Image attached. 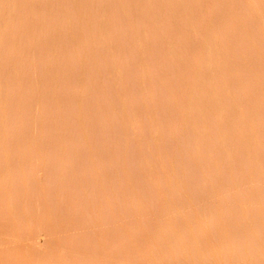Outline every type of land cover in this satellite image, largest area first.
I'll use <instances>...</instances> for the list:
<instances>
[{
	"label": "rangeland",
	"instance_id": "rangeland-1",
	"mask_svg": "<svg viewBox=\"0 0 264 264\" xmlns=\"http://www.w3.org/2000/svg\"><path fill=\"white\" fill-rule=\"evenodd\" d=\"M4 1L0 264H264V0Z\"/></svg>",
	"mask_w": 264,
	"mask_h": 264
},
{
	"label": "bare ground",
	"instance_id": "bare-ground-1",
	"mask_svg": "<svg viewBox=\"0 0 264 264\" xmlns=\"http://www.w3.org/2000/svg\"><path fill=\"white\" fill-rule=\"evenodd\" d=\"M5 1L7 2V0H5ZM5 1H4V3H5ZM14 1H16V0H14ZM252 1H253V0H251V2H252ZM254 1H255V0H254ZM254 1H253V2H254ZM17 2L19 3V1H17ZM17 2H16V3H17ZM255 2H256V1H255ZM8 4H9V3H8ZM10 4H11V3H10ZM182 4H184V3H182ZM203 4H204V3H203ZM247 4H248V3H247ZM247 4H246V5H247ZM6 5H7V4H6ZM17 5H18V4H17ZM253 5H254V4H253ZM253 5H252V6H253ZM255 5H257V4H255ZM255 5H254V6H255ZM259 5H260V4H259ZM181 6H182V5H181ZM184 6H186V5H184ZM31 7H32V6H31ZM257 7H258V6H257ZM2 8H3V7H1V9H2ZM230 8H231V7H230ZM248 8H249V7H248ZM254 8H255V7H254ZM258 8H260V7H258ZM10 9H11V8H10ZM14 9H16V8H14ZM20 9H21V7H20ZM20 9H19V10H20ZM202 9H203V7H202ZM231 9H232V8H231ZM203 10H204V9H203ZM251 10L253 11V8H252ZM11 11H12V10H11ZM187 11H188V10H187ZM249 11H250V10H249ZM249 11H248V12H249ZM1 12H2V11H1ZM15 12H16V11H15ZM101 12H102V11H101ZM12 13H13V12H12ZM17 13H18V12H17ZM184 13H185V12H184ZM228 13H230V11H228ZM232 13H234V12H232ZM14 14H15V13H14ZM234 14H235V13H234ZM253 14H254V13H253ZM256 14H257V12H256ZM2 15H3V14H2ZM11 15L13 16V14H11ZM20 15H21V14H20ZM227 15H228V14H227ZM250 15H251V14H250ZM6 16H7V15H6ZM25 16H26V15H25ZM201 16H202V15H201ZM236 16H237V15H236ZM4 17H5V16H4ZM7 17H8V16H7ZM14 17H15V16H14ZM102 17H103V16H102ZM204 17H205V15H204ZM252 17H253V16H252ZM16 18H17V17H16ZM16 18H14V19L16 20ZM18 18H19V17H18ZM24 18H25V17H24ZM26 18H27V17H26ZM29 18H30V17H29ZM238 18H239V17H238ZM8 19H10V18H8ZM8 19H7V20H8ZM101 19H103V18H101ZM199 19H200V18H199ZM235 19H236V18H235ZM235 19H234V21H235ZM252 19H253V18H252ZM255 19H256V18H255ZM4 20L7 22L6 19H4ZM34 20L36 21L35 18H34ZM208 20H209V19H208ZM253 20H254V19H253ZM23 21H24V20H23ZM25 21H26V20H25ZM28 21H29V20H28ZM37 21H38V20H37ZM199 21H200V20H199ZM209 21H210V20H209ZM209 21H208V22H209ZM261 21H262V20H261ZM2 22H4V21L2 20ZM6 22H5V23H6ZM8 22H9V21H8ZM18 22H19V21H18ZM21 22H22V21H21ZM31 22H32V20H31ZM33 22H34V21H33ZM103 22H105V21H103ZM208 22H207V23H208ZM191 23H193V22H191ZM263 23H264V22H263ZM7 24H8V23H7ZM13 24H14V23H13ZM16 24H17V22H16ZM20 24H21V23H20ZM25 24H26V23H25ZM27 24H29V23L27 22ZM38 24H39V23H38ZM199 24H200V23H199ZM208 24H210V23H208ZM259 24L261 25V23H259ZM0 25H1V24H0ZM17 25H18V24H17ZM33 25H34V24H33ZM39 25H40V24H39ZM100 25H101V24H100ZM192 25H193V24H191V26H192ZM195 25H196V24H195ZM200 25H201V24H200ZM235 25H237V24H235ZM239 25H240V24H239ZM241 25H242V24H241ZM9 26H10V24H9ZM12 26H13V25H12ZM189 26H190V25H189ZM202 26H203V25H202ZM202 26H201V27L199 26L200 29L202 28ZM232 26H233V25H232ZM262 26H263V25H262ZM262 26H261V27H262ZM2 27H3V26H2ZM6 27H7V26H6ZM27 27H28V25H27ZM102 27H103V26H102ZM193 27H194V26H193ZM193 27H192V28H193ZM197 27H198V25H197ZM199 27H198V29H199ZM10 28H12V27H10ZM13 28H14V27H13ZM37 28H38V27H37ZM195 28H196V27H195ZM223 28H224V27H223ZM0 29H1V28H0ZM26 29H27V28H26ZM26 29H25V30H26ZM30 29H31V28H30ZM30 29H29V30H30ZM102 29H104V28H102ZM213 29H214V28H213ZM6 30H7V29H6ZM9 30H10V29H9ZM15 30H16V29H15ZM104 30H105V29H104ZM194 30H195V29H194ZM16 31H17V30H16ZM99 31H100V30H99ZM101 31H102V30H101ZM195 31H197V30H195ZM28 32L30 33V31H28ZM198 32H200V31H198ZM210 32H211V30H210ZM215 32H216V31H215ZM0 33H1V32H0ZM2 33H3V31H2ZM25 33H26V32H25ZM194 33H195V32H194ZM194 33H192V34H194ZM201 33H202V32H201ZM211 33H213V32H211ZM211 33H210V34H211ZM216 33H217V32H216ZM27 34H28V33H27ZM100 34H101V33H100ZM102 34H103V33H102ZM195 34H196V33H195ZM3 35H4V33H3ZM16 35H17V34H16ZM104 35H106V34H104ZM4 36H5V35H4ZM138 36H139V35H138ZM140 36H141V35H140ZM140 36H139V37H140ZM197 36H198V35H197ZM199 36H200V34H199ZM12 37H13V36H12ZM141 37H142V36H141ZM141 37H140V39H141ZM6 38H7V37H6ZM8 38H9V36H8ZM8 38H7V39L4 38V39H5V40H8ZM10 38H11V37H10ZM193 38H194V36H193ZM198 38H199V37H198ZM200 38H201V37H200ZM205 38H206V37H205ZM2 39H3V37H2ZM13 39H14V38H13ZM167 39L170 41L169 38H167ZM216 39H217V37H216ZM141 40H142V39H141ZM200 40H201V39H200ZM202 40H203V39H202ZM207 40H208V38H207ZM218 40H219V38H218ZM218 40H217V41H218ZM169 41H167V42H169ZM204 41H205V40H204ZM215 41H216V40H215ZM217 41H216V42H217ZM213 42H214V41H213ZM43 43H44V42H43ZM45 43H46V42H45ZM139 43H140V40H139ZM137 44H138V43H137ZM141 44H142V43H141ZM214 44H215V43H214ZM216 44H218V43H216ZM219 44H220V43H219ZM108 45H109V44H108ZM138 45H139V44H138ZM201 45H203V44H201ZM0 46H1V45H0ZM42 46H43V45H42ZM44 46H45V45H44ZM199 46H200V45H199ZM204 46H205V45H204ZM204 46H200V47H204ZM206 46H207V45H206ZM210 46L213 47L212 45H210ZM210 46H209V47H210ZM141 47H142V46H141ZM143 47H144V45H143ZM216 47H217V46H216ZM112 48H113V47H112ZM206 48H208V47H206ZM217 48H218V47H217ZM110 49H111V48H110ZM110 49H109V50H110ZM204 49H205V48H204ZM210 49H211V48H209V51H210ZM220 49H221V47H220ZM225 49H226V48H225ZM212 50H213V49H211V51H212ZM215 50H216V49H215ZM110 51H112V50H110ZM207 51H208V50H206V52H207ZM222 51H223V50H222ZM173 52H174V51H173ZM199 52H200V51H199ZM212 52H213V51H212ZM217 52H218V51H217ZM201 53H202V56H203V52H202V51H201ZM201 53H200V54H201ZM112 54H113V53H112ZM198 54H199V53H197V55H198ZM219 54H220V53H219ZM219 54H218V55H219ZM195 55H196V54H195ZM206 55H207V54H206ZM224 55H226V53H225ZM204 56H205V55H204ZM214 56H215V54H214ZM219 56H220V55H219ZM226 56H227V55H226ZM180 57H181V56H180ZM195 57H196V56H195ZM198 57H200V55H199ZM198 57H196V58H198ZM209 57H210V56H209ZM212 57H213V56H212ZM212 57H211V58H212ZM222 57H223V56H222ZM222 57H221V58H222ZM202 58L204 59V57H202ZM202 58H201V59H202ZM206 58H207V57H206ZM211 58H210V61H211ZM225 58H226V57H225ZM178 59H180V58H178ZM201 59H200V61H201ZM203 59H202V60H203ZM212 59H213V58H212ZM217 59H218V58H217ZM9 60H10V59H9ZM14 60H16V59L14 58ZM141 60H143V59H141ZM204 60L208 61V58H207V59H204ZM213 60H214V59H213ZM213 60H212V63H213ZM218 60H220V59H218ZM223 60H224V59H223ZM232 60H233V59H232ZM11 61H12V59H11ZM193 61H194V60H193ZM210 61H208V62H210ZM225 61H226V60H225ZM225 61H224V64L227 62V61H226V62H225ZM243 61H245V60H243ZM8 62H9V61H8ZM141 62H142V61H141ZM176 62H177V61H176ZM180 62H182V59H181ZM180 62H178V63H180ZM217 62H218V61H217ZM217 62H215V63L217 64ZM221 62H222V61H221ZM183 63H186V61H184ZM183 63H182V64H183ZM187 63H189V62H187ZM187 63H186V64H187ZM191 63H192V62H191ZM210 63H211V62H210ZM233 63H234V62H233ZM233 63H232V64H233ZM248 63H249V62H248ZM260 63H261V62H260ZM260 63H258V64H260ZM203 64H205V63H203ZM219 64H220V63H219ZM261 64H262V63H261ZM8 65H10V63H8ZM11 65H12V64H11ZM141 65H142V64H141ZM183 65L185 66V64H183ZM190 65L193 66V64H190ZM211 65H213V64H211ZM225 65H226V64H225ZM229 65H230V64H229ZM235 65H236V64H235ZM235 65H234V66H235ZM16 66H18V63L16 64ZM16 66H15V69H16ZM115 66H116V65H115ZM200 66H201V64H200ZM217 66H218V64H217ZM113 67H114V66H113ZM142 67H143V66H142ZM201 67H202V66H201ZM208 67H209V66H208ZM221 67L223 68L224 66H221ZM227 67H228V66H227ZM262 67H263V66H262ZM13 68H14V67H13ZM140 68H141V67H140ZM144 68H145V67H144ZM189 68H190V66H189ZM192 68H193V67H192ZM199 68H200V67H199ZM112 69H113V68H112ZM116 69H117V66H116ZM187 69H188V66H187ZM187 69H186V70H187ZM200 69H201V68H200ZM203 69H205V68H203ZM206 69H207V65H206ZM212 69H213V68H212ZM220 69H221V68H220ZM229 69H231V68H228V70H229ZM250 69H251V68H250ZM250 69H248V70H250ZM263 69H264V68H263ZM10 70H11L10 72L13 73L11 67H10ZM114 70H115V69H114ZM189 70H190V69H189ZM198 70H199V69H198ZM217 70H218V69H217ZM237 70L239 71V69H237ZM13 71H14V70H13ZM183 71H184V69H183ZM192 71H193V69H192ZM201 71H203V70L201 69ZM204 71H206V70H204ZM209 71H211V70H209ZM214 71H215V70H214ZM254 71H255V70H254ZM0 72H1V71H0ZM7 72H9V71H7ZM189 72H190V71H189ZM199 72H200V71H199ZM223 72H224V71H223ZM245 72H246V71H245ZM245 72H244V73H245ZM113 73L116 74L115 72H113ZM190 73H191V72H190ZM203 73H204V72H203ZM203 73H202V74H203ZM220 73H221V72H220ZM224 73H225V72H224ZM226 73H227V72H226ZM235 73H236V72H235ZM246 73H247V72H246ZM249 73H250V72H249ZM253 73H254V72H253ZM7 74H9V73H7ZM17 74H18V73H17ZM191 74H192V73H191ZM191 74H190V75H191ZM197 74H198V77H199V76H200V75H199L200 73H197ZM205 74H206V72L203 74V75H204V78L207 77V75H205ZM208 74H210V73H208ZM212 74H213V73H212ZM238 74H239V73H238ZM256 74H257V73H256ZM10 75H11V74H10ZM12 75H13V74H12ZM14 75H15V74H14ZM117 75H119V74H117ZM195 75H196V74H195ZM222 75H223V74H222ZM234 75H235V74H234ZM252 75H253V74H252ZM2 76H3V74H2ZM210 76H211V75H210ZM214 76H216V75H214ZM219 76H220V75L218 74V77H219ZM230 76H231V71H230ZM232 76H233V75H232ZM232 76H231V77H232ZM223 77H224V75H223ZM223 77H222V78H223ZM226 77H227V76H226ZM235 77H236V76H235ZM237 77H239V76H237ZM257 77H258V75H257ZM0 78H1V75H0ZM19 78H20V77H19ZM19 78H17V80H18ZM193 78H195V77H193ZM196 78H197V76H196ZM196 78H195V79H196ZM213 78H215V77H213ZM219 78H220V77H219ZM244 78H245V77H244ZM254 78H255V76H254ZM13 79H14V78H13ZM195 79H194V80H195ZM198 79H199V78H198ZM198 79H197V80H198ZM220 79H221V78H220ZM224 79H225V78H224ZM227 79L229 80V78H227ZM240 79L242 80V78H240ZM259 79H260V78H259ZM19 80H20V79H19ZM197 80H196V81H197ZM201 80H202V79H201ZM201 80H200V81H201ZM211 80L213 81V79H211ZM211 80H210V81H211ZM225 80H226V79H225ZM230 80H231V83H232V79H230ZM230 80H229V81H230ZM234 80H236V79H234ZM205 81H206V80H205ZM219 81H220V80H219ZM222 81H224V80H222ZM229 81H228V82H229ZM245 81H246V80H245ZM245 81H244L243 83L246 85L247 83H245ZM251 81H252V80H251ZM255 81H256V80H255ZM255 81H253V82H255ZM185 82H186V81H185ZM208 82H209V80H208ZM225 82H227V81H225ZM241 82H242V81H241ZM259 82H260V81H259ZM115 83H116V81H115ZM196 83H197V82H196ZM199 83H200V82H199ZM199 83H198V84H199ZM206 83H207V82H205V84H206ZM213 83H214V82H213ZM218 83H219V82H218ZM223 83H224V82H223ZM237 83H238V82H237ZM186 84H187V83H186ZM207 84H208V83H207ZM224 84H225V83H224ZM226 84H227V83H226ZM238 84H239V83H238ZM256 84H258V83H256ZM260 84H261V83H260ZM179 85H180V84H179ZM181 85H182V84H181ZM213 85H215V83H214ZM228 85H229V84H228ZM235 85H236V84H235ZM242 85H243V84H242ZM261 85H262V84H261ZM218 86H219V84H218ZM218 86H217V87H218ZM226 86H227V85H226ZM254 86H255V85H254ZM184 87H185V86H184ZM207 87L209 88V86H205V88H207ZM217 87H216V88H217ZM220 87L222 88V86H220ZM243 87H244V86H243ZM247 87H248V86H247ZM247 87H245V88H247ZM181 88H182V87H181ZM231 88H232V87H231ZM238 88H239V87H238ZM240 88H241V87H240ZM252 88H253V87H252ZM184 89H185V88H184ZM202 89H204V88H201V90H202ZM225 89H227V88H225ZM225 89H224V90H225ZM212 90H214V89H212ZM212 90H211V91H212ZM228 90H230V89H228ZM115 91H116V90H115ZM220 91H221V90H220ZM247 91H248V90H247ZM202 92H203V90H202ZM215 92H216V91H215ZM215 92H214V93H215ZM222 92H223V91H222ZM224 92H225V91H224ZM224 92H223V93H224ZM234 92H235V91H234ZM234 92H233V93H234ZM244 92H245V91H244ZM252 92H253V91H252ZM117 93H118V92H117ZM119 93H121L120 89H119ZM219 93H220V92H219ZM226 93H228V92H226ZM229 93H230V92H229ZM231 93H232V92H231ZM235 93H236V92H235ZM254 93H255V92H254ZM220 94H221V93H220ZM244 94H246V93H244ZM252 94H253V93H252ZM256 94H257V93H256ZM256 94H255V95H256ZM116 95H117V94H116ZM119 95H121V94H119ZM206 95H207V94H206ZM211 95L213 96V93H212ZM215 95H216V94H215ZM230 95H231V94H230ZM259 95H260V94H259ZM1 96H2V95H1ZM1 96H0V98H2ZM3 96H4V95H3ZM187 96H188V95H187ZM223 96H224V95H223ZM227 96H228V95H227ZM234 96H235V94H234ZM236 96H237V95H236ZM249 96H250V95H249ZM252 96H253V95H252ZM201 97H203V96H201ZM217 97H218V96H217ZM217 97H216V98H217ZM224 97H226V96H224ZM242 97H243V96H242ZM246 97H247V96H246ZM259 97H261V96H259ZM77 98H78V97H77ZM229 98H230V97H229ZM212 99H213V98H212ZM214 99H215V98H214ZM218 99H219V97H218ZM221 99H222V98H221ZM233 99H235V98H233ZM249 99H250V98H249ZM262 99H263V98H262ZM239 100H240V99H239ZM263 100H264V99H263ZM2 101H3V100H2ZM79 101H80V100H79ZM191 101H192V100H191ZM210 101H211V100H210ZM231 101H232V100H231ZM240 101H241V100H240ZM243 101H244V99H243ZM246 101H247V100H246ZM259 101H260V99H259ZM186 102H187V101H186ZM224 102H225V101H224ZM232 102H233V101H232ZM237 102H238V101H237ZM249 102H250V101H249ZM252 102H253V101H252ZM188 103H190V102L188 101L187 104H188ZM210 103H211V102H210ZM215 103H216V102H215ZM243 103H245V102H243ZM246 103L248 104V102H246ZM254 103H256V102H254ZM207 104H209V103H207ZM234 104H235V103H234ZM238 104H239V102H238ZM4 105H5V104H4ZM122 105H123V104H122ZM184 106H185V105H184ZM187 106H188V105H187ZM212 106H213V105H212ZM233 106H234V105H233ZM249 106H250V105H249ZM188 107H189V106H188ZM213 107H214V106H213ZM213 107H212V108H213ZM217 107H218V104H217ZM234 107H235V106H234ZM237 107H238V106H237ZM240 107H241V106H240ZM240 107H239V109H240ZM121 108H122V107H121ZM231 108H232V107H231ZM246 108H247V107H246ZM262 108H263V106H262ZM183 109H184V108H183ZM186 109H187V108H186ZM199 109H200V108H199ZM209 109H210V108H209ZM234 109H235V108H234ZM123 110H124V109H123ZM180 110H181V109H180ZM187 110H188V109H187ZM196 110H197V109H196ZM216 110H217V109H215V111H216ZM230 110H231V109H230ZM232 110H233V109H232ZM235 110H236V109H235ZM242 110H243V109H242ZM245 110H246V109H245ZM184 111H185V110H184ZM198 111H199V110H198ZM211 111H212V110H211ZM224 111H225V109H224ZM249 111H250V110H249ZM189 112H191V111H189ZM225 112H226V111H225ZM217 113H219V112H217ZM223 113H224V112H223ZM232 113H233V112H232ZM245 113H246V112H245ZM251 113H252V112H251ZM251 113H250V114H251ZM185 114L188 115V111H187V113H184V115H185ZM189 114H190V113H189ZM199 114H200V113H199ZM214 114H215V113H214ZM224 114H225V113H224ZM224 114H223V115H224ZM234 114H235V113H234ZM238 114H239V113H238ZM243 114H244V113H243ZM212 115H213V114H212ZM2 116H3V115H2ZM2 116H1V117H2ZM218 116H219V115H218ZM238 116H239V115H238ZM241 116H242V114H241ZM245 116H246V115H245ZM185 117H186V116H185ZM215 117H216V116H215ZM225 117H226V116H225ZM243 117H244V116H243ZM246 117H249V116H246ZM222 118H223V117H222ZM235 118H236V117H235ZM238 118L240 119V117H238ZM244 118H245V117H244ZM249 118H250V117H249ZM215 119H217V118H215ZM252 120H253V118H252ZM223 121H224V120H223ZM244 121H245V120H244ZM0 122H1V121H0ZM220 122H221V121H220ZM220 122H219V123H220ZM236 122H237V119H236ZM246 122H247V121H246ZM224 123H225V122H224ZM232 123H233V121H232ZM241 123H243V122H241ZM241 123H240V124H241ZM252 123H253V122H252ZM2 125H3V124H2ZM216 125H217V124H216ZM219 125H220V124H219ZM224 125H225V124H224ZM248 125H249V124H248ZM253 125H254V124H253ZM0 126H1V124H0ZM3 126H4V125H3ZM221 126H222V125H221ZM226 126H227V124H226ZM250 126H251V125H250ZM217 127L220 128L219 126H217ZM245 127H246V126H245ZM215 128H216V127H215ZM222 128H223V127H222ZM227 128H228V126H227ZM230 128H231V127H230ZM254 128H255V127H254ZM257 128H258V127H257ZM257 128H256V129H257ZM224 129H225V128H224ZM224 129H223V130H224ZM4 130H5V129H4ZM4 130H3V131H4ZM231 130H232V129H231ZM236 130H237V129H236ZM242 130H243V128H242ZM254 130H255V129H254ZM215 131H216V130H215ZM246 131H247V130H246ZM4 132H5V131H4ZM221 132H222V131H221ZM242 132H243V131H242ZM262 132H263V131H262ZM217 133H218V132H217ZM226 133H227V132H226ZM230 133H231V132H230ZM239 133H240V132H239ZM243 133H244V132H243ZM4 134H5V133H4ZM219 134H220V133H219ZM232 134H234V131H233ZM235 134H237V133L235 132ZM248 134H249V132H248ZM251 134H252V133H251ZM256 134H257V133H256ZM262 134H263V133H262ZM2 135H3V134H2ZM225 135H226V134H225ZM263 135H264V134H263ZM3 136H4V135H3ZM83 136H84V135H83ZM232 136H233V135H232ZM253 136H254V135H253ZM255 136H256V135H255ZM255 136H254V137H255ZM259 136H262V135H259ZM6 137H7V136H6ZM218 137H219V136H218ZM235 137H236V136H235ZM238 137H239V136H238ZM249 137H251V136H249ZM227 138H228V136H227ZM233 138H234V137H233ZM259 138H260V137H259ZM5 139H6V138H5ZM218 139H219V138H218ZM222 139L224 140V138H222ZM228 139H229V138H228ZM257 139H258V138H257ZM260 139H261V138H260ZM263 139H264V138H263ZM258 140H259V139H258ZM241 141H242V140H241ZM262 141H263V140H262ZM218 142H219V141H218ZM252 142H253V141H252ZM6 143H7V142H6ZM224 143H225V142H224ZM241 143H242V142H241ZM249 143H250V141H249ZM245 144H246V143H245ZM250 144H251V143H250ZM262 144H263V142H262ZM240 145H241V144H240ZM256 145H257V144H256ZM0 146H1V145H0ZM35 146H36V145H35ZM246 146H247V145H246ZM4 148H5V147H4ZM252 148H253V146H252ZM252 148H251V149H252ZM245 149H247V148H245ZM245 149H244V150H245ZM248 149H249V148H248ZM225 150H227V149H225ZM230 150H231V149H230ZM248 151H249V150H248ZM90 152H91V151H90ZM245 152H246V151H245ZM232 153H233V152H232ZM251 153H252V151H251ZM257 153H258V152H257ZM233 154H234V153H233ZM248 154H249V153H248ZM255 154H256V153H255ZM245 155H246V154H245ZM255 156H256V155H255ZM0 158H1V157H0ZM4 158H5V157H4ZM256 158H257V156H256ZM2 159H3V158H2ZM5 160H6V159H5ZM249 160H250V159H249ZM249 160H248V161H249ZM251 160H252V159H251ZM1 162H2V161H1ZM149 165H150V164H149ZM252 166H253V165H252ZM2 167H3V166H2ZM153 167H154V166H153ZM149 168L151 169V167H149ZM154 168H155V167H154ZM249 168H250V167H249ZM256 168H257V166H256ZM162 169H163V168H162ZM154 170H156V168H155ZM154 170L152 169L151 171H154ZM160 170H161V169H160ZM1 171H2V170H1ZM253 171H254V170H253ZM250 172H251V171H250ZM6 173H7V172H6ZM166 173H167V171H166ZM168 173H169V172H168ZM3 174H4V173H3ZM3 174H2V175H3ZM246 174H247V173H246ZM252 174H253V173H252ZM153 175H154V173H153ZM157 175H158V174H157ZM170 175H171V174H170ZM248 175H249V174H248ZM5 177H6V176H5ZM247 178H248V177H247ZM8 179H9V178H8ZM169 179H170V178H169ZM152 180H153V179H152ZM6 181H7V180H6ZM8 181H9V180H8ZM167 182H168V181H167ZM179 183H180V182H179ZM4 184H5V182H4ZM158 184H159V183H158ZM176 184H177V183H176ZM159 185H160V184H159ZM170 185H171V182H170ZM172 185H174V184H172ZM177 185H178V184H177ZM3 186H4V185H3ZM5 187H6V186H5ZM155 187H156V186H155ZM0 188H1V187H0ZM3 188H4V187H3ZM24 188H25V187H24ZM160 188H162V187H160ZM160 188H159V189H160ZM171 188H172V186H171ZM174 188H175V187H174ZM179 188H180V187H179ZM0 190H1V189H0ZM160 191H161V190H160ZM5 192H6V191H5ZM0 193H1V192H0ZM6 193H7V192H6ZM214 193H215V192H214ZM158 195H159V194H158ZM5 196H6V195H5ZM7 196H9V195H7ZM160 198H161V196H160ZM3 200H4V199H3ZM162 202H163V201H162ZM162 202H161V203H162ZM4 203H5V202H4ZM8 203L10 204V202H8ZM6 204H7V203H6ZM133 204H135V203L133 202ZM170 204H171V203H170ZM7 206H9V205H7ZM131 206H133V205H131ZM243 206H244V205H243ZM134 207H135V206H134ZM257 207H258V206H257ZM9 208H10V207H9ZM241 208H242V207H241ZM3 210H4V209H3ZM5 210H6V209H5ZM133 210H134V209H133ZM219 211H220V209H219ZM4 212H5V211H4ZM184 212H185V211H184ZM10 213H11V212H10ZM7 214H8V212H7ZM11 214H13V213H11ZM138 214H139V213H138ZM253 214H254V213H253ZM13 215H14V214H13ZM247 215H248V214H247ZM250 215H251V214H250ZM26 216H27V215H26ZM5 217H6V214H5L4 218H5ZM9 217H10V215H9ZM92 217H93V216H92ZM140 217H141V215H140ZM223 217H224V216H223ZM248 217H249V216H248ZM7 218H8V217H7ZM12 218H13V217H12ZM12 218H11V219H12ZM27 218H28V216H27ZM96 218H98V217H96ZM174 218H175V217H174ZM2 219H3V218H2ZM221 219H222V218H221ZM8 220H10V219H8ZM177 220L179 221V219H177ZM215 220H216V219H215ZM246 220H247V219H246ZM260 220H261V219H260ZM4 221H5V220H4ZM16 221H17V220H16ZM94 221H95V220H94ZM166 221H167V220H166ZM253 221H254V220H253ZM7 222H9V221H7ZM96 222H97V221H96ZM171 222H172V221H171ZM249 222H250V221H249ZM262 222H263V221H262ZM90 223H91V222H90ZM97 223H98V222H97ZM173 223H174V222H173ZM199 223H200V222H199ZM92 224H93V223H92ZM99 224H100V223H99ZM170 224H171V223H170ZM94 225H95V224H94ZM225 225H226V224H225ZM241 225H242V224H241ZM212 226H213V225H212ZM222 227H223V226H222ZM214 228H215V227H214ZM227 228H228V227H227ZM221 229H222V228H221ZM242 230H243V229H242ZM255 230H256V229H255ZM257 230H258V229H257ZM100 231H101V229H100ZM101 232H102V231H101ZM162 232H163V231H162ZM166 232H167V231H166ZM206 232H207V231H206ZM189 234H190V233H189ZM228 234H229V233H228ZM243 234H244V233H243ZM104 235H105V234H104ZM127 235H128V234H127ZM163 235H164V233H163ZM97 236H98V235H97ZM101 236H102V235H101ZM158 236H160V235H158ZM182 236H183V235H182ZM213 236H214V235H213ZM252 236H253V235H252ZM68 237H69V236H68ZM126 237H127V236H126ZM130 237H131V236H130ZM155 237H156V236H155ZM222 237H223V236H222ZM224 238H225V237H224ZM228 238H229V237H228ZM251 238H252V237H251ZM263 238H264V237H263ZM68 239H69V238H68ZM138 239H140V238H138ZM166 239H167V238H166ZM260 239H261V238H260ZM102 240H103V239H102ZM104 240H107V239H104ZM127 240H128V239H127ZM164 240H165V238H164ZM208 240H209V239H208ZM229 240H230V239H229ZM229 240H228V241H229ZM203 241H204V240H203ZM256 241H257V240H256ZM100 242H101V241H100ZM100 242H99V243H100ZM128 242H129V241H128ZM140 242H141V241H140ZM143 242H144V241H143ZM174 242H175V241H174ZM133 243H134V242H133ZM135 243H136V242H135ZM141 243H142V242H141ZM163 243H164V242H163ZM170 244H171V243H170ZM137 245H138V244H137ZM137 245H136V246H137ZM260 245H261V244H260ZM103 246H104V245H103ZM133 246H135V245H133ZM133 246H131V247H133ZM68 247H70V246H68ZM68 247H67V248H68ZM125 247H126V246H125ZM64 248H65V247H64ZM100 248H101V247H100ZM130 249H132V248H130ZM139 249H140V248H139ZM183 249H184V248H183ZM133 250H134V249H133ZM170 250H171V249H170ZM177 250H178V249H177ZM78 251H79V250H78ZM167 251H168V249H167ZM217 251H218V250H217ZM108 252H109V251H108ZM112 252H113V251H112ZM135 252H136V251H135ZM139 252H140V251H139ZM194 252H195V251H194ZM97 253H98V252H97ZM115 253H116V251H115ZM181 253H182V252H181ZM183 253H184V252H183ZM212 253H213V252H212ZM67 254H70V253H67ZM95 254H96V253H95ZM108 254H110V253H108ZM113 254H114V252H113ZM129 254H130V253H129ZM163 254H164V253H163ZM193 254H194V253H193ZM106 255H107V254H106ZM106 255H105V256H106ZM116 255H117V254H116ZM199 255H200V254H199ZM95 256H97V254H96ZM103 256H104V255H103ZM109 256H110V255H109ZM112 256H113V255H112ZM112 256H111V257H112ZM127 256H128V255H127ZM132 256H133V255H132ZM135 256H136V255H135ZM165 256H166V255H165ZM74 257H75V255H74ZM76 257H77V256H76ZM100 257H101V256H100ZM100 257H99V258H100ZM115 257H117V256H115ZM115 257H114V258H115ZM183 257H184V256H183ZM112 258H113V257H112ZM112 258H111V259H112ZM132 258H133V257H132ZM134 258H135V257H134ZM134 258H133V259H134ZM174 258H175V257H174ZM174 258H173V259H174ZM66 260H67V259H66ZM106 260H107V259H106ZM112 260H113V259H112ZM112 260H111V261H112ZM130 260H131V259H130ZM180 260H181V259H180ZM61 261H62V260H61ZM99 261H101V260H99ZM104 261H105V260H104ZM66 262H67V261H66ZM107 262H108V261H107ZM134 262H135V261H134ZM101 264H102V262H101Z\"/></svg>",
	"mask_w": 264,
	"mask_h": 264
}]
</instances>
